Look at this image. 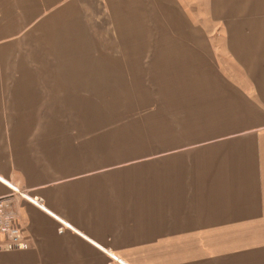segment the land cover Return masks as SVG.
I'll return each mask as SVG.
<instances>
[{
    "label": "crops",
    "instance_id": "obj_1",
    "mask_svg": "<svg viewBox=\"0 0 264 264\" xmlns=\"http://www.w3.org/2000/svg\"><path fill=\"white\" fill-rule=\"evenodd\" d=\"M191 2L0 0V264H264V0Z\"/></svg>",
    "mask_w": 264,
    "mask_h": 264
},
{
    "label": "built area",
    "instance_id": "obj_2",
    "mask_svg": "<svg viewBox=\"0 0 264 264\" xmlns=\"http://www.w3.org/2000/svg\"><path fill=\"white\" fill-rule=\"evenodd\" d=\"M0 182L8 189V194L0 197V236L8 241H18L23 234L22 226L16 224L20 223L18 202L24 201L39 210H43L41 208L42 201L37 197L30 196L27 191L15 184L2 180ZM106 254L114 260L110 253L106 252Z\"/></svg>",
    "mask_w": 264,
    "mask_h": 264
},
{
    "label": "rangeland",
    "instance_id": "obj_3",
    "mask_svg": "<svg viewBox=\"0 0 264 264\" xmlns=\"http://www.w3.org/2000/svg\"><path fill=\"white\" fill-rule=\"evenodd\" d=\"M185 1H189V5H191V0H185ZM5 182H8V181H5ZM12 184V183H11ZM19 188H21V189H24V188H22V187H19ZM25 191H27V193L30 195V196H34V195H31L30 194V192H29V190H26V189H24ZM8 194V193H7ZM6 194V195H7ZM3 197V196H2ZM34 197H37V196H34ZM37 198H39V197H37ZM40 199V198H39ZM41 200V199H40ZM42 201V200H41ZM20 202H23V203H25L24 201H20ZM20 202H18V204L20 203ZM27 204V203H26ZM29 205V204H28ZM31 206V205H30ZM42 206H43V204H42ZM32 207H34V206H32ZM35 208V207H34ZM37 209V208H36ZM39 210V209H38ZM20 218V217H19ZM20 220V223H16V224H18V226L20 225V226H22V230L24 231V225H23V223H22V221H21V219H19ZM22 238H23V234H22ZM21 238V239H22ZM5 240V239H4ZM20 240V239H19Z\"/></svg>",
    "mask_w": 264,
    "mask_h": 264
},
{
    "label": "bare ground",
    "instance_id": "obj_4",
    "mask_svg": "<svg viewBox=\"0 0 264 264\" xmlns=\"http://www.w3.org/2000/svg\"><path fill=\"white\" fill-rule=\"evenodd\" d=\"M41 208L43 209V206L41 205Z\"/></svg>",
    "mask_w": 264,
    "mask_h": 264
}]
</instances>
